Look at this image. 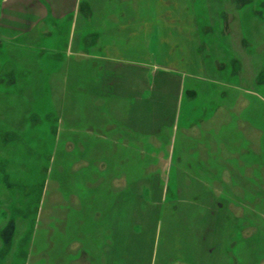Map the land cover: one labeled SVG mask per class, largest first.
<instances>
[{
	"label": "rangeland",
	"instance_id": "rangeland-1",
	"mask_svg": "<svg viewBox=\"0 0 264 264\" xmlns=\"http://www.w3.org/2000/svg\"><path fill=\"white\" fill-rule=\"evenodd\" d=\"M30 1L50 7L0 0V19ZM108 1L102 23L66 0L53 52L0 34V264H264V0H126L144 47L69 56L73 8L113 31Z\"/></svg>",
	"mask_w": 264,
	"mask_h": 264
},
{
	"label": "crops",
	"instance_id": "crops-1",
	"mask_svg": "<svg viewBox=\"0 0 264 264\" xmlns=\"http://www.w3.org/2000/svg\"><path fill=\"white\" fill-rule=\"evenodd\" d=\"M50 7H48L46 10L33 2H31L30 8V14L33 16H27V15H21L18 13V10H14L13 12L17 14L19 17H23V20L18 18L17 21H3L0 19V34L5 35L4 37H10L12 35V32H17L18 34L24 35V44L20 41L16 42L15 40L12 41L10 38H6L4 41H2L5 44L15 42L17 43L18 48L21 50H18L17 52H25V53H19L21 54L22 58L25 59V57H32L30 53H33V48L35 47V42H39V36L44 37V41L41 40L38 44V48L41 51L45 52H53L56 51V47H54V43L57 42L59 35H61V24L60 19H62L67 9L65 7L66 0H46ZM95 0H84V12H85V18L87 21L91 20L92 18H96L98 21L103 23V17L98 16L99 11L93 6ZM113 4L110 5L109 11L105 12L107 13L108 17L112 19L113 27H116L113 31H108L104 25L101 27H93V29L86 30L85 25L82 24L83 19L82 17L79 18V7L76 5L72 10V15L74 13V17L72 16V21L67 29L66 33V45L65 50L68 53V55H79L84 56L85 54L88 55L87 51L84 52L83 50L79 49L77 45L74 43L78 42L79 39L83 41L88 40V36L93 35L95 36V43L96 48H92L93 50H97L99 46L104 42H110L112 43V47L115 49L120 47V44H118L121 41H124L125 38L128 37L129 34V48L131 50H137L144 47V43L147 40V37L153 32V23L152 21L148 20L146 18V14L140 15V12L142 11V7L145 6L146 3H140V2H134L133 4L126 3V0H115L112 1ZM110 1L104 0V5L109 4ZM116 4H122L124 7V11L114 13V5ZM30 6V5H29ZM46 11V12H45ZM49 13V14H48ZM232 17H234L232 15ZM37 19V20H36ZM46 19H51L50 21H46ZM179 22V21H175ZM233 20H230L226 22L227 26H231L233 24ZM14 24V25H13ZM157 25V24H156ZM149 27L147 30L146 27ZM134 27V30H129L130 28ZM137 27V28H135ZM123 32V33H122ZM131 32V33H130ZM10 33V34H9ZM39 35V36H38ZM260 39H262L260 37ZM245 41H249V37H246L244 39ZM143 41L142 44H137V42ZM50 42L53 43V47L50 46ZM2 43V44H3ZM206 43V42H204ZM27 44V46L25 45ZM23 48V49H22ZM121 49H123L121 47ZM213 49V48H212ZM215 52H218V50H214ZM24 54V55H23ZM89 56V55H88ZM98 58L104 60L106 58V55H98ZM200 57V56H198ZM27 59V58H26ZM12 66L16 69L15 74H19V72L23 71L25 74H27V71L30 69H26V67L30 66V62L23 63L17 59H11ZM23 64V65H22ZM113 64H117V61H113ZM22 66V67H20ZM19 69H22L19 71ZM200 73H202V69L199 68L198 70ZM193 78L194 75L191 74H185L184 79ZM134 79V78H132ZM197 80H201L200 78H197ZM210 82H218L217 80H214L213 78L209 79ZM140 82V81H137ZM183 78L181 79V84L183 83ZM60 89H64L65 82L61 81ZM136 89V86L134 85L133 88H131L130 92H134ZM132 97L131 94L129 95V98Z\"/></svg>",
	"mask_w": 264,
	"mask_h": 264
}]
</instances>
